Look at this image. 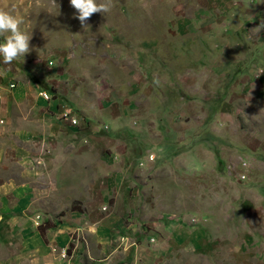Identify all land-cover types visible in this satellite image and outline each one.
Masks as SVG:
<instances>
[{
	"label": "rangeland",
	"instance_id": "obj_1",
	"mask_svg": "<svg viewBox=\"0 0 264 264\" xmlns=\"http://www.w3.org/2000/svg\"><path fill=\"white\" fill-rule=\"evenodd\" d=\"M0 9L31 38L6 78L54 97L0 87V203L108 216L83 264H264V0H112L86 26L70 0Z\"/></svg>",
	"mask_w": 264,
	"mask_h": 264
},
{
	"label": "crops",
	"instance_id": "obj_2",
	"mask_svg": "<svg viewBox=\"0 0 264 264\" xmlns=\"http://www.w3.org/2000/svg\"><path fill=\"white\" fill-rule=\"evenodd\" d=\"M8 75L12 77L13 74ZM12 78L17 83L14 91L19 88V91L24 93L27 86L28 91L34 90L36 99L40 89L29 85L22 78L16 76ZM2 99H0V121H5L4 117L11 112H4L6 105ZM29 209L30 205L25 200H17L14 205L7 200L0 203V264H59L61 261L67 264H83L78 253L83 250L84 243L79 238L94 240L101 244V247L115 239V225L106 215L103 219L94 222L81 218H63L50 222L42 217L43 215L30 213ZM170 229V233H173L174 238L176 237L180 242L188 240L186 236L189 231L185 228L173 226ZM194 234L196 232L189 234L191 239ZM74 245L79 249L68 255V249ZM85 260L88 258L86 257Z\"/></svg>",
	"mask_w": 264,
	"mask_h": 264
},
{
	"label": "clouds",
	"instance_id": "obj_3",
	"mask_svg": "<svg viewBox=\"0 0 264 264\" xmlns=\"http://www.w3.org/2000/svg\"><path fill=\"white\" fill-rule=\"evenodd\" d=\"M71 6L77 10L82 25L94 13H109L112 0H70ZM22 20L5 9H0V60L4 65H11L13 61L30 52V37L22 31ZM86 26V25H85ZM8 69L0 68V77H7Z\"/></svg>",
	"mask_w": 264,
	"mask_h": 264
},
{
	"label": "built area",
	"instance_id": "obj_4",
	"mask_svg": "<svg viewBox=\"0 0 264 264\" xmlns=\"http://www.w3.org/2000/svg\"><path fill=\"white\" fill-rule=\"evenodd\" d=\"M36 62H40V61H37ZM41 63V62H40ZM48 66H52L54 65V62L53 61H49L47 63ZM5 78H2L0 77V87H2L5 83L4 82H7L6 85L10 88V89H14L17 85L16 81L15 80H12V79H5ZM39 94L46 100L50 101V100H53L54 97H53V94L50 93L48 90L44 89V88H40L39 90ZM60 116L62 118H66V119H70L72 120L73 123H77V118L76 116L72 115V112H71V109H68L67 107L63 108L61 111H60Z\"/></svg>",
	"mask_w": 264,
	"mask_h": 264
}]
</instances>
